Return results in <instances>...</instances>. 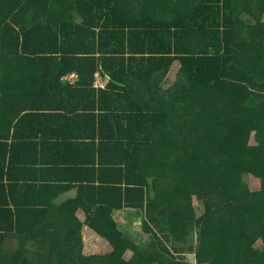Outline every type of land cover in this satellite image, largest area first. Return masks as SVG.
<instances>
[{"label": "trees", "instance_id": "1", "mask_svg": "<svg viewBox=\"0 0 264 264\" xmlns=\"http://www.w3.org/2000/svg\"><path fill=\"white\" fill-rule=\"evenodd\" d=\"M262 65L264 0H0V264H264Z\"/></svg>", "mask_w": 264, "mask_h": 264}, {"label": "rangeland", "instance_id": "2", "mask_svg": "<svg viewBox=\"0 0 264 264\" xmlns=\"http://www.w3.org/2000/svg\"><path fill=\"white\" fill-rule=\"evenodd\" d=\"M240 1H250V0H236V3L240 2ZM199 40L196 38H192V43L194 45L198 44ZM179 68V64L178 62H175L168 74V79L170 81H174L176 73L178 71ZM264 69V65H262V67L260 68ZM168 80V81H169ZM237 119V118H236ZM248 124L245 122H241L235 125V129H241L244 132V137L247 139L248 141V145H254L256 144V140H255V130L254 129H250L247 127ZM204 179L206 180L207 184L209 185L210 181V176L209 179H207L206 177H204ZM244 180L249 183L252 188L254 189H258L259 188V178L257 176H255L253 173L249 172V170H246V172L244 173ZM212 183V182H211ZM220 183V182H219ZM213 188L212 189V193H208L207 196V201L208 202H212L214 203V199L216 200V203L221 205L222 203L226 202V194H225V189H221L222 186L220 188H218V184L217 183H212ZM216 187L218 189H216ZM219 194V197L214 198V193ZM73 195V191L69 192L68 194L65 195V197H72ZM237 206H235L236 210H234L235 213H237L236 217H241L246 209H248L246 206H242L241 204L237 203L235 204ZM241 205V206H239ZM192 207L193 210L195 212V214L200 215L202 213H204L205 211V204L196 201L195 199L192 201ZM76 214H78V217L80 220H84V213L79 209L77 210ZM112 216L116 222V224L118 223V229H120V227L124 224H130L128 226V228L130 229L131 232H133L131 236V238L133 239L134 242L136 243H140V242H144L145 241V237H143L142 235V231L140 228V221L141 218L140 217H136V218H129L128 214H126L125 211H114L112 213ZM120 226V227H119ZM128 235V234H127ZM82 237H83V242H84V248H83V252L86 255H104L106 254L110 249L111 246L108 242V239L105 238L104 236L99 235L98 233H96L94 230H92L89 226L84 225L83 229H82ZM222 242L226 245L231 246L233 239L231 238L230 234L224 230V235L222 238ZM254 247L257 248H264V243L262 240H258L257 242H255V244L253 245ZM131 255V252L129 251V249L125 248L123 256L125 258H128Z\"/></svg>", "mask_w": 264, "mask_h": 264}, {"label": "water", "instance_id": "3", "mask_svg": "<svg viewBox=\"0 0 264 264\" xmlns=\"http://www.w3.org/2000/svg\"><path fill=\"white\" fill-rule=\"evenodd\" d=\"M189 262L192 263V264H195V259H194V254L193 253H189L186 255Z\"/></svg>", "mask_w": 264, "mask_h": 264}, {"label": "built area", "instance_id": "4", "mask_svg": "<svg viewBox=\"0 0 264 264\" xmlns=\"http://www.w3.org/2000/svg\"><path fill=\"white\" fill-rule=\"evenodd\" d=\"M71 77H74V75H71L68 78H71ZM95 85L96 86H100V85H102V83L100 82V80L97 79L96 82H95Z\"/></svg>", "mask_w": 264, "mask_h": 264}, {"label": "crops", "instance_id": "5", "mask_svg": "<svg viewBox=\"0 0 264 264\" xmlns=\"http://www.w3.org/2000/svg\"><path fill=\"white\" fill-rule=\"evenodd\" d=\"M102 84L104 83V80H101L100 81ZM66 194H64L63 196H65ZM63 198H65V197H63ZM77 216H78V214H77Z\"/></svg>", "mask_w": 264, "mask_h": 264}]
</instances>
